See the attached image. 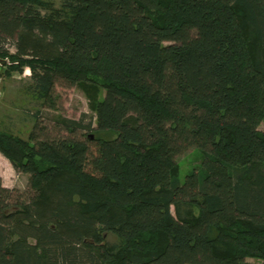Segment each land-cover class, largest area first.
Wrapping results in <instances>:
<instances>
[{"label": "trees", "instance_id": "16d2710c", "mask_svg": "<svg viewBox=\"0 0 264 264\" xmlns=\"http://www.w3.org/2000/svg\"><path fill=\"white\" fill-rule=\"evenodd\" d=\"M0 59L104 91L84 140L0 129V264H264V0H0Z\"/></svg>", "mask_w": 264, "mask_h": 264}, {"label": "rangeland", "instance_id": "374dc122", "mask_svg": "<svg viewBox=\"0 0 264 264\" xmlns=\"http://www.w3.org/2000/svg\"><path fill=\"white\" fill-rule=\"evenodd\" d=\"M9 50L15 49L9 42ZM0 67L2 80V98L0 99V129H7L13 133L27 138L34 132L37 138L54 137L57 135L71 136L76 139H85V134L91 133L89 129H77L73 134L68 133L56 122L60 117L80 120L83 124H95V113L92 105L95 100L102 98V88L86 90L81 84H69L57 78L55 80L51 98L42 100L36 98L29 89L30 70L23 68L22 72L12 71L10 74L3 72ZM262 127V126H261ZM202 152L190 147L185 152L175 156L179 168V178L183 181L185 175L194 167H198ZM0 178L3 185L16 188L23 197L30 194L28 188V174L16 171L7 158L0 153ZM174 212L173 207L171 208ZM108 244H115L117 238L112 233L105 235ZM259 259L247 258L246 262H259Z\"/></svg>", "mask_w": 264, "mask_h": 264}, {"label": "built area", "instance_id": "2783aa9c", "mask_svg": "<svg viewBox=\"0 0 264 264\" xmlns=\"http://www.w3.org/2000/svg\"><path fill=\"white\" fill-rule=\"evenodd\" d=\"M2 66V64H0V67ZM2 80H3V76L0 74V99L2 98Z\"/></svg>", "mask_w": 264, "mask_h": 264}, {"label": "water", "instance_id": "95a60500", "mask_svg": "<svg viewBox=\"0 0 264 264\" xmlns=\"http://www.w3.org/2000/svg\"><path fill=\"white\" fill-rule=\"evenodd\" d=\"M4 63V60L0 59V64H3ZM91 136V135H90Z\"/></svg>", "mask_w": 264, "mask_h": 264}, {"label": "clouds", "instance_id": "9594fccd", "mask_svg": "<svg viewBox=\"0 0 264 264\" xmlns=\"http://www.w3.org/2000/svg\"><path fill=\"white\" fill-rule=\"evenodd\" d=\"M6 186H8V185H6Z\"/></svg>", "mask_w": 264, "mask_h": 264}]
</instances>
